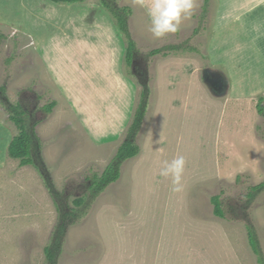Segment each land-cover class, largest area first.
<instances>
[{"label": "rangeland", "instance_id": "rangeland-1", "mask_svg": "<svg viewBox=\"0 0 264 264\" xmlns=\"http://www.w3.org/2000/svg\"><path fill=\"white\" fill-rule=\"evenodd\" d=\"M116 2L134 10L128 0ZM203 2L180 31L163 40L152 36L135 10L130 16L136 54L131 66L126 62L124 74L139 88L137 107L143 85L151 89L137 137L140 154L125 162L119 181L69 229L57 264H260L248 225L264 258V190L248 199L250 189L264 183V116L258 111L264 98L230 96L226 84L212 80L219 72L207 62L211 21L203 16ZM88 3L105 9L100 0L82 2ZM214 7L211 2L210 13ZM1 14L8 18L0 20V121L15 126L3 102L21 104L27 125L35 124L36 132L41 127L45 175L57 191L69 195L73 207L95 176L103 174L128 130L114 143L96 145L68 110L35 52L34 35H43L44 25L34 15L52 16L48 5L0 0ZM19 23H30L32 33L22 31ZM156 49L167 54L151 55ZM101 84L113 109L123 106L127 111L128 100L118 99L110 82ZM102 100L100 96L94 105L89 98L88 105L106 120L112 111L100 106ZM52 102L57 105L47 114L45 107ZM14 130L13 136L18 134ZM177 155L187 161L180 193L172 192L170 180L159 174L163 162ZM6 157L3 148L0 264H48L45 248L59 219L55 202L38 169ZM215 196L222 199L226 219L214 213Z\"/></svg>", "mask_w": 264, "mask_h": 264}, {"label": "crops", "instance_id": "crops-1", "mask_svg": "<svg viewBox=\"0 0 264 264\" xmlns=\"http://www.w3.org/2000/svg\"><path fill=\"white\" fill-rule=\"evenodd\" d=\"M128 1L137 12L136 17L150 26L146 8L137 0ZM201 1L196 0V6ZM34 2L45 3L52 11L50 17L34 15V20L39 19L44 25L43 35H34L36 57L43 63L68 110L79 119L85 133H89L88 138H96V145L114 143L129 129L137 107L139 88L124 74L126 38L109 12L93 3ZM147 2L145 0V4ZM212 3L215 7L208 17L211 28L206 57L208 65L219 72V75L211 76L212 80L226 84L230 96L264 98V0H212ZM7 15L1 14L0 20ZM60 16L63 17L59 19ZM0 24L4 25L3 21ZM18 26L22 31L32 33L30 23H19ZM101 80L111 83L118 99L128 100L127 111L123 106L113 109L115 105L111 104L112 99L108 100ZM100 96L103 97L100 106L107 113L112 111L106 120L98 118L97 112L91 110L93 105H88L89 98L95 105ZM89 123L93 124L92 130ZM14 128L19 134L16 125L0 121V151L4 148L10 159H13L9 154L11 143L18 136H13ZM40 129L39 126L37 135L42 140Z\"/></svg>", "mask_w": 264, "mask_h": 264}, {"label": "trees", "instance_id": "trees-1", "mask_svg": "<svg viewBox=\"0 0 264 264\" xmlns=\"http://www.w3.org/2000/svg\"><path fill=\"white\" fill-rule=\"evenodd\" d=\"M56 3H64L72 5L76 3H82L86 0H52ZM212 0H204L203 2V16L208 18L210 11V5ZM101 5L109 12V14L115 19L119 31L124 35L127 41L126 62L128 66H131L136 54V44L131 37L129 30V19L133 13L130 7L117 6L116 0H100ZM169 49L178 50L176 46H171ZM162 49H156L151 52V55L156 56L162 54ZM164 55L167 53L163 52ZM151 89L148 85H143L138 107L135 111L132 124L130 125L127 136L124 142L119 147L117 154L108 164L100 177L95 176L89 186V192L84 196L77 198L73 201L74 206L70 207L67 199L68 194L57 191L53 181L50 177L45 175L46 170L44 161L41 156V141L36 132L35 124L27 125L23 118V110L21 104L12 106L6 102H3L10 113V119L19 129V134L16 136L10 146L9 154L13 159L20 161V166H33L44 178L50 195L52 196L55 207L59 214L58 223L56 224L51 243L45 248L46 260L48 264H57L58 260L63 252L64 244L68 231L71 227L88 216V210L93 202L112 184L117 183L121 178L122 167L128 160L136 158L140 154V146L137 144V137L143 127L147 111L150 104ZM57 103L52 102L45 107L47 114H51ZM258 111L264 116V108L258 106ZM264 190V183L253 187L248 193L249 201L254 200L255 196ZM214 213L217 217L226 219L227 212L223 209V202L220 196H215L213 199ZM249 243L258 256L260 264H264V258L261 255L260 243L258 236L252 227L247 226Z\"/></svg>", "mask_w": 264, "mask_h": 264}, {"label": "clouds", "instance_id": "clouds-1", "mask_svg": "<svg viewBox=\"0 0 264 264\" xmlns=\"http://www.w3.org/2000/svg\"><path fill=\"white\" fill-rule=\"evenodd\" d=\"M146 8L149 17V31L157 40H163L170 34L181 30L185 20L190 19L196 9V0H137ZM186 158L177 155L170 161H164L160 176L170 180V190L180 193L184 190Z\"/></svg>", "mask_w": 264, "mask_h": 264}]
</instances>
